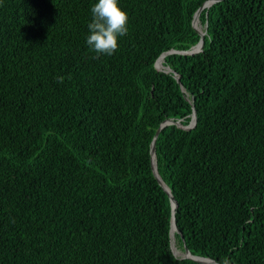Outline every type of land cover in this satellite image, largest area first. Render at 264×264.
<instances>
[{"label":"trees","instance_id":"trees-1","mask_svg":"<svg viewBox=\"0 0 264 264\" xmlns=\"http://www.w3.org/2000/svg\"><path fill=\"white\" fill-rule=\"evenodd\" d=\"M205 1L119 0L95 58L98 0H0V264H264V0L201 10L188 54Z\"/></svg>","mask_w":264,"mask_h":264},{"label":"clouds","instance_id":"clouds-1","mask_svg":"<svg viewBox=\"0 0 264 264\" xmlns=\"http://www.w3.org/2000/svg\"><path fill=\"white\" fill-rule=\"evenodd\" d=\"M91 13L92 19L88 24L89 35L86 37L89 50L96 53L95 58L102 55H114L119 50L120 38L128 34L129 18L127 12L120 7L119 0H98V3L91 7ZM189 44L193 49L194 43ZM195 52L193 51L192 54ZM197 53H201L200 50ZM163 67L164 65L161 68ZM59 82L63 83V78H59ZM223 264H230V262L226 259Z\"/></svg>","mask_w":264,"mask_h":264},{"label":"water","instance_id":"water-1","mask_svg":"<svg viewBox=\"0 0 264 264\" xmlns=\"http://www.w3.org/2000/svg\"><path fill=\"white\" fill-rule=\"evenodd\" d=\"M224 1H229V0H208V1L203 2L199 6L198 10L196 11V13H195V15L193 17L192 27H193L194 37L191 40V42H193L195 46L199 47V50H200L201 53H203V51H204V43H203V40H202V34L200 33V31L197 28L198 15H199L201 10L209 7L210 5H212L214 3H217V2H224ZM197 40H199V41L197 42ZM172 53H174V51H169L167 53H164L156 61L155 65H154V69L157 70L156 65H157L158 61H161L162 65H164L165 64L164 59L168 55H170ZM192 53H193V49L190 48V51L188 52V54H192ZM176 80L179 83V79L177 78ZM190 102H191V100L189 101V103ZM192 112L193 113H192V116H191V122H190L189 126L186 129L181 128L182 131H189V130H192L193 128H195V126H196V114H195L193 108H192ZM170 125H175V126L179 127L177 123L173 124L172 122L164 121L159 126L158 130L156 131V133H155V135L153 137L151 146H150V165H151V173H152L154 179L156 180V182L158 183V185L160 186V188L165 193V195L169 198V201H170V205H171V209H172L171 228H170V239H171V231H172V229L174 230L173 233H176L178 235L180 234L179 230L176 227L175 218H174V216L176 215V213L178 211V204L174 201L170 191L168 190V188L164 185V183L161 181L160 177L158 176L157 168H156V160H155V143H156V140H157V137H158V133H159V131L162 128H164L166 126H170ZM183 247H184V259L185 260H190V261H192L195 264H213L211 262H208L207 260L197 259V258L192 257L189 254L187 246H186L185 243L183 244ZM174 251H173V254H174V256H176V253H174Z\"/></svg>","mask_w":264,"mask_h":264},{"label":"rangeland","instance_id":"rangeland-1","mask_svg":"<svg viewBox=\"0 0 264 264\" xmlns=\"http://www.w3.org/2000/svg\"><path fill=\"white\" fill-rule=\"evenodd\" d=\"M198 48H199V47H197V49L194 48L193 51H194V52L196 51L195 53H197V51L199 50ZM161 67H162V65L158 66V67H157V71H159V70L161 69ZM173 251H174V249H173ZM174 253H176V252L174 251ZM176 256L178 257V256H180V254L176 253Z\"/></svg>","mask_w":264,"mask_h":264},{"label":"bare ground","instance_id":"bare-ground-1","mask_svg":"<svg viewBox=\"0 0 264 264\" xmlns=\"http://www.w3.org/2000/svg\"><path fill=\"white\" fill-rule=\"evenodd\" d=\"M195 49H197V47H196ZM198 49H199V48H198ZM160 65H162V63H161V61H158L156 67H158V66H160ZM173 232H174V230L172 229V231H171V239H172V236H173Z\"/></svg>","mask_w":264,"mask_h":264}]
</instances>
